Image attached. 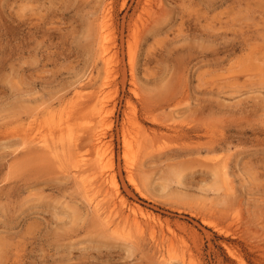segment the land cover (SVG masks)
I'll use <instances>...</instances> for the list:
<instances>
[{
	"label": "rangeland",
	"instance_id": "1",
	"mask_svg": "<svg viewBox=\"0 0 264 264\" xmlns=\"http://www.w3.org/2000/svg\"><path fill=\"white\" fill-rule=\"evenodd\" d=\"M0 264H264V0H0Z\"/></svg>",
	"mask_w": 264,
	"mask_h": 264
},
{
	"label": "bare ground",
	"instance_id": "2",
	"mask_svg": "<svg viewBox=\"0 0 264 264\" xmlns=\"http://www.w3.org/2000/svg\"><path fill=\"white\" fill-rule=\"evenodd\" d=\"M106 12H108L107 10H106ZM105 13V12H104ZM110 15V13H108V17H110L109 16ZM104 17V16H103ZM101 18V17H100ZM102 20V19H101ZM101 22V21H100ZM99 22V23H100ZM102 25H104L103 23H102ZM106 26V25H105ZM100 28V37H102V44H101V54L103 55V57H104V59H105V52L107 51V48L108 47H106V45H105V43L103 42L104 40H106V37L104 36L103 37V35H104V27L103 26H101V27H99ZM98 40V39H97ZM103 61V60H102ZM106 61V60H105ZM106 84V83H105ZM108 84V83H107ZM103 94V93H102ZM106 95V94H105ZM110 95V94H109ZM104 99V98H103ZM101 103V102H100ZM101 106V105H100ZM105 106V105H104ZM112 109V108H111ZM110 111V110H109ZM63 118V117H62ZM57 119V118H56ZM57 125V124H56ZM84 132V131H83ZM84 134V133H83ZM74 135V134H73ZM79 137V136H78ZM97 137V136H96ZM102 139V138H101ZM74 141V140H73ZM95 142L96 143H94V147H96V148H100V137H97V139L95 140ZM74 147V146H73ZM93 147V148H94ZM48 150V149H47ZM200 150H201V148H200ZM76 159V158H75ZM82 162V161H81ZM77 163V162H76ZM79 164V163H78ZM223 165V164H222ZM226 167V166H225ZM107 182V181H106ZM111 185H113V187H115L116 188V184H115V181H114V179L113 178H111ZM117 195V194H116ZM94 201V200H93ZM99 206V205H98ZM103 211V210H102ZM123 215V214H122ZM127 216V215H126ZM130 217V216H129ZM127 220V219H126ZM125 220V221H126ZM134 222H136L135 220H134ZM138 222V221H137ZM140 222V221H139ZM126 223V222H125ZM109 224V223H108ZM135 223H133V225H134ZM136 225H138V224H136ZM136 227H138V226H136ZM137 229V228H136ZM142 229V228H141ZM152 231H154V229L152 230ZM153 234V233H152ZM153 236V235H152ZM170 240H171V238H170ZM171 242V241H170ZM173 242V241H172ZM171 244V243H170ZM173 245V244H172ZM171 247V246H170ZM173 247V246H172Z\"/></svg>",
	"mask_w": 264,
	"mask_h": 264
}]
</instances>
